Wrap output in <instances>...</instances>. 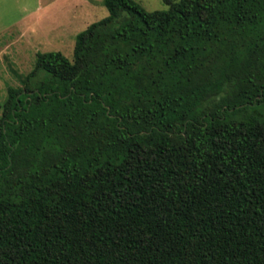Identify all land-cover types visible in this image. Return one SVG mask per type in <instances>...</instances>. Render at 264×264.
<instances>
[{
  "label": "trees",
  "instance_id": "obj_1",
  "mask_svg": "<svg viewBox=\"0 0 264 264\" xmlns=\"http://www.w3.org/2000/svg\"><path fill=\"white\" fill-rule=\"evenodd\" d=\"M102 0L0 106V264H264V0Z\"/></svg>",
  "mask_w": 264,
  "mask_h": 264
},
{
  "label": "rangeland",
  "instance_id": "obj_2",
  "mask_svg": "<svg viewBox=\"0 0 264 264\" xmlns=\"http://www.w3.org/2000/svg\"><path fill=\"white\" fill-rule=\"evenodd\" d=\"M133 1L147 11L168 8L163 0ZM107 13L102 0H0V106L37 52L71 58L75 35Z\"/></svg>",
  "mask_w": 264,
  "mask_h": 264
}]
</instances>
